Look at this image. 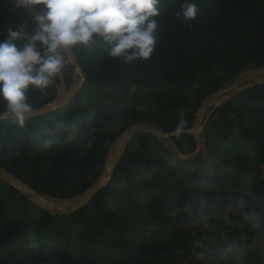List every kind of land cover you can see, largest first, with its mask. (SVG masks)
I'll return each mask as SVG.
<instances>
[{
    "label": "trees",
    "instance_id": "obj_1",
    "mask_svg": "<svg viewBox=\"0 0 264 264\" xmlns=\"http://www.w3.org/2000/svg\"><path fill=\"white\" fill-rule=\"evenodd\" d=\"M185 2L159 0L157 45L148 61L113 59L110 46L97 38L86 54L100 62L99 71L87 73L62 108L26 118L23 127L13 119L1 122L0 169L36 193L74 198L98 181L121 134L118 122L135 115L138 106L151 100L162 110L178 111L189 99L197 66L218 64L235 73L264 67V0H195L197 20L182 22ZM72 50L77 55L80 49ZM141 86L145 95L138 92ZM231 111L243 150L227 152L217 163L200 155L181 160L165 140L139 133L137 149L126 151L114 170V185L65 216L39 211L0 180V264H201L185 206L202 200L227 207L233 231L243 227L259 234L253 219L264 221V83L237 95ZM53 137L58 142L41 147ZM19 203L30 205L34 217L18 211ZM155 223L170 227V238L157 246L150 240ZM32 235L65 239L81 253L7 250ZM232 264L264 263L249 254Z\"/></svg>",
    "mask_w": 264,
    "mask_h": 264
},
{
    "label": "rangeland",
    "instance_id": "obj_2",
    "mask_svg": "<svg viewBox=\"0 0 264 264\" xmlns=\"http://www.w3.org/2000/svg\"><path fill=\"white\" fill-rule=\"evenodd\" d=\"M36 9L40 13L43 6H37ZM33 20L34 17L29 9L17 10L14 9L12 0H0V42L7 39V27L9 26L15 27L17 25L27 24L29 31L34 30L35 24ZM17 43L22 45L23 41ZM78 47L80 50L77 55H74L79 63L81 74L85 76L87 73L99 71L100 62L94 58H87V54L91 55L89 53L91 50L90 44L87 47L83 45ZM263 68L251 65L246 70L235 73V71L224 69L218 64L197 66L194 71V77L190 82L191 94L184 106L179 108L178 111H165L151 100H147V104L136 108L135 115L132 114L130 117H125L124 122H118V125L122 127L119 137L128 128L138 123L151 125L164 134L174 133L181 114H183V118L187 121V127L184 131L191 130L198 122L202 106L207 99L232 85H244L252 81L263 80L264 75L261 72ZM82 82V78L77 74L75 65L68 54L65 67L58 77L55 78L54 84L43 92L39 89H37V92L33 90L34 92L27 96L28 102L36 110L43 109L51 103L58 101L62 96L68 95L75 85ZM138 92L141 95H145L148 91L146 87L141 86L138 88ZM236 96L223 95L214 99L208 105L203 120L194 132L181 133L179 136L175 135L171 139L165 140L166 146L181 160H188L195 155H200L205 160L214 163L219 162L227 152L243 150L245 146L241 144L240 140V125L231 111ZM160 127L162 129H159ZM135 137L118 151L113 168L107 176L103 188L114 185V170L123 154L126 151L134 152L137 149V138ZM177 137L178 139L175 140L174 138ZM117 140L110 147L101 175L107 170L110 159L114 155ZM261 175L264 178V167ZM11 186L21 192L28 202L39 209V211L57 216L65 215L56 209L54 207L55 205L69 209V204L86 192L84 191L71 199L61 200L35 192L40 196V198H37L26 193L28 192L27 188L25 192L15 185ZM119 191L120 189L117 188V193ZM194 206V204H187L185 206V213L191 225V234L195 240L196 250L194 255L199 259L201 264H232L234 262H240L249 254L259 257L264 263V236L259 234L252 236L243 227L238 231H233L232 225L230 224L233 215L228 213L227 207L223 208L220 205L212 208L213 212L210 214L206 223H197L192 212ZM18 211L27 214L31 218L34 217L31 212V207L28 204L19 203ZM150 231V240L155 246L162 244L170 238V227L168 225H158L155 223L150 227ZM80 245H82L81 247L84 246L83 244ZM227 246H232L238 250L229 254L227 258H217L218 250ZM7 250L12 254L43 251L60 256H64L66 253L67 255L81 253V248L75 249L73 243L65 239L56 240L53 237L39 238L35 235L29 236L22 241L11 242L7 246ZM65 251L68 252L65 253Z\"/></svg>",
    "mask_w": 264,
    "mask_h": 264
},
{
    "label": "clouds",
    "instance_id": "obj_3",
    "mask_svg": "<svg viewBox=\"0 0 264 264\" xmlns=\"http://www.w3.org/2000/svg\"><path fill=\"white\" fill-rule=\"evenodd\" d=\"M14 9L43 6L29 31L27 24L7 27V39L0 42V120L13 119L20 127L26 118L36 114L28 102L27 91L33 86L41 92L50 88L63 71L70 49L87 47L100 38L110 46L113 59L126 64L148 61L154 54L159 30V0H12ZM182 22L197 20L200 9L195 0L181 5ZM23 41L20 45L17 42ZM59 129L66 125L59 124ZM187 127L181 118L174 133L179 136ZM57 138L45 139L47 149ZM197 223H206L213 209L206 200L192 209ZM256 231L264 236V221L253 219ZM237 248L219 249L217 258L224 259Z\"/></svg>",
    "mask_w": 264,
    "mask_h": 264
},
{
    "label": "water",
    "instance_id": "obj_4",
    "mask_svg": "<svg viewBox=\"0 0 264 264\" xmlns=\"http://www.w3.org/2000/svg\"><path fill=\"white\" fill-rule=\"evenodd\" d=\"M32 16L35 18L37 15H39L38 11L36 8L33 9H29ZM70 58L72 59L74 65H75V69L77 71V74L81 76L82 81L85 80V76L81 74L80 71V66L79 63L74 55V52L72 49L69 50L68 52ZM261 72L264 75V68L261 70ZM264 83V79L261 81H252L249 83H246L244 85L241 84H235L232 85L222 91H220L219 93L212 95L209 99H207L201 109L200 112V116L198 119V122L195 124L194 128L188 131H184L182 133H192L194 132L200 125V122L203 120L207 107L208 105L216 98H219L223 95H239L245 91H247L248 89L254 87L257 84H261ZM82 83L75 85L72 89V91L65 96H62L58 101H55L53 103H51L48 107H45L43 109H39L36 111V114L31 115L29 117H34V116H39L42 114H45L47 112L53 111L55 109H59L62 108L65 103L70 99V97L73 95V93H75V91L81 86ZM27 117V118H29ZM7 120H11V118L7 119ZM7 120H0V123L3 121H7ZM142 132H146V133H150L162 140H169L172 137L175 136V133H170V134H164L162 132H160L158 129H156L155 127L148 125V124H144V123H138L130 128H128L126 131H124L122 133V135L118 138L117 142H116V146L115 148L117 150H120L123 146H125L133 137H135L137 134L142 133ZM108 175L107 171H104L103 174L101 175L100 179L89 189L87 190L83 195H81L80 197H78L77 199H75L72 203L69 204V209L63 208V207H58L57 205H55L54 207L56 209H58L62 214L67 215V214H71L76 212L77 210L83 208L84 206H86L93 198L94 196L103 188L104 184L103 183V179ZM0 180L5 181L11 185H15L17 187H19L21 190L25 191V188H27L28 194L40 198L39 195H37L35 192H33L31 189H29L26 185H24L18 178H16L15 176L5 172V171H1L0 170Z\"/></svg>",
    "mask_w": 264,
    "mask_h": 264
},
{
    "label": "bare ground",
    "instance_id": "obj_5",
    "mask_svg": "<svg viewBox=\"0 0 264 264\" xmlns=\"http://www.w3.org/2000/svg\"><path fill=\"white\" fill-rule=\"evenodd\" d=\"M118 151L119 150H117V149H115V151H114V155L111 157V159H110V162H109V165H108V168H107V172H108V175L110 174V172H111V170H112V168H113V165H114V162H115V158L117 157V155H118ZM107 175V176H108ZM107 176L103 179V183L107 180ZM26 189V188H25Z\"/></svg>",
    "mask_w": 264,
    "mask_h": 264
}]
</instances>
